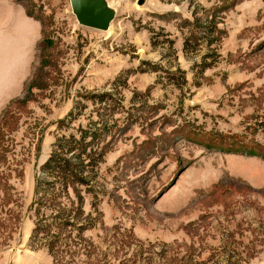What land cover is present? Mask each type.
I'll list each match as a JSON object with an SVG mask.
<instances>
[{"label": "rangeland", "instance_id": "rangeland-1", "mask_svg": "<svg viewBox=\"0 0 264 264\" xmlns=\"http://www.w3.org/2000/svg\"><path fill=\"white\" fill-rule=\"evenodd\" d=\"M138 1L100 31L0 0V264H264V0ZM92 127L105 154L50 251L36 179Z\"/></svg>", "mask_w": 264, "mask_h": 264}, {"label": "trees", "instance_id": "trees-1", "mask_svg": "<svg viewBox=\"0 0 264 264\" xmlns=\"http://www.w3.org/2000/svg\"><path fill=\"white\" fill-rule=\"evenodd\" d=\"M104 95L101 96V100L104 99ZM8 113L4 110L0 114V120ZM98 133L99 129L92 127L90 133L81 129L79 135L72 133L67 137L57 138L48 159L41 165L42 172L53 179L44 180V176L36 179V197L30 206L35 215L32 238L37 236L50 238V251L65 230L78 224V220L83 217V199L77 185L88 182L87 167L93 165L94 168L97 160L105 154L104 148L100 152L95 151L94 141ZM88 138L91 139L87 140ZM96 154H99V157ZM86 160L88 161L85 162ZM71 188L77 192L80 202L77 207L72 200ZM91 226L83 224L78 228L82 231Z\"/></svg>", "mask_w": 264, "mask_h": 264}, {"label": "water", "instance_id": "water-1", "mask_svg": "<svg viewBox=\"0 0 264 264\" xmlns=\"http://www.w3.org/2000/svg\"><path fill=\"white\" fill-rule=\"evenodd\" d=\"M78 22L85 27L108 31L116 16V10L108 0H70ZM145 0H139L143 5Z\"/></svg>", "mask_w": 264, "mask_h": 264}, {"label": "bare ground", "instance_id": "bare-ground-1", "mask_svg": "<svg viewBox=\"0 0 264 264\" xmlns=\"http://www.w3.org/2000/svg\"><path fill=\"white\" fill-rule=\"evenodd\" d=\"M110 29V28H109Z\"/></svg>", "mask_w": 264, "mask_h": 264}]
</instances>
